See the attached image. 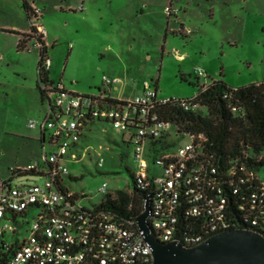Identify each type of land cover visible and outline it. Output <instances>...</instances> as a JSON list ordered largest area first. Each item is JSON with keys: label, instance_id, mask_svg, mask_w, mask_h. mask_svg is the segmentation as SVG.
<instances>
[{"label": "rangeland", "instance_id": "rangeland-1", "mask_svg": "<svg viewBox=\"0 0 264 264\" xmlns=\"http://www.w3.org/2000/svg\"><path fill=\"white\" fill-rule=\"evenodd\" d=\"M81 1L35 0L47 32L50 80L67 90L96 94L107 76L120 79L113 87L116 97L141 95L148 81L158 87L161 100L187 99L212 80L231 87L264 80V0H167L171 13L163 0H84L82 12L74 9ZM31 29L23 0H0L1 178L10 175L11 166L42 161L52 150L47 136L44 147L39 141V128H29V121H42L47 109L39 88L37 40L23 33ZM73 151L80 159L66 158V183L80 206L100 204L105 184L111 195L134 191V147L111 123L90 124ZM44 180L28 175L13 184ZM37 214L29 213L24 233Z\"/></svg>", "mask_w": 264, "mask_h": 264}, {"label": "built area", "instance_id": "built-area-1", "mask_svg": "<svg viewBox=\"0 0 264 264\" xmlns=\"http://www.w3.org/2000/svg\"><path fill=\"white\" fill-rule=\"evenodd\" d=\"M26 1L30 34L42 51L47 46V32L39 24L43 11L35 0ZM77 10H83V3ZM167 11L171 13L172 7ZM51 65L46 56L38 69L47 101L45 118L30 120L29 128H39L43 147L47 136L52 150L42 155V161L11 166L7 178L0 176V264H154L137 218L82 207L67 186L70 171L65 160L80 159L73 149L97 121L111 123L133 145L135 187L151 198L148 223L158 240L193 246L234 228L264 234V174L238 165L237 159L224 168L213 164L204 134L181 132L160 119L156 108L170 99H159L150 82L144 81L143 94L121 98L113 95L120 80L104 76L105 86L98 93L78 94L61 82L44 80ZM198 75L206 76L202 70ZM178 100L185 109L196 107L191 100ZM183 137L188 140L180 144ZM28 175L44 177V183L13 184ZM249 181L256 186L246 193L243 186ZM107 188L105 184L101 192L107 194ZM32 210L38 214L24 233Z\"/></svg>", "mask_w": 264, "mask_h": 264}, {"label": "trees", "instance_id": "trees-1", "mask_svg": "<svg viewBox=\"0 0 264 264\" xmlns=\"http://www.w3.org/2000/svg\"><path fill=\"white\" fill-rule=\"evenodd\" d=\"M23 2L30 18L29 5L26 0ZM24 44L23 37L19 46L23 47ZM46 56L47 47H44L40 51L39 67ZM43 78L49 80V72H45ZM187 100H191V105L196 107L185 109L180 100L170 98L168 102L159 104L156 112L161 120L169 122L181 132L204 134L207 139L205 146L213 164L224 168L229 161L237 159L238 165L245 164L249 170L263 174L264 80L241 87L228 86L223 80H212L207 86H200L197 95ZM255 186L254 181L247 182L243 186L244 192L249 193ZM144 194L135 187L134 179L132 193L119 191L116 195L106 194L94 208L112 210L119 218L136 219L144 211ZM231 201H234V197Z\"/></svg>", "mask_w": 264, "mask_h": 264}, {"label": "water", "instance_id": "water-1", "mask_svg": "<svg viewBox=\"0 0 264 264\" xmlns=\"http://www.w3.org/2000/svg\"><path fill=\"white\" fill-rule=\"evenodd\" d=\"M144 198V211L137 218V225L152 248L154 264H264V234L248 228L221 231L193 246L178 241L161 242L148 223L151 198Z\"/></svg>", "mask_w": 264, "mask_h": 264}, {"label": "crops", "instance_id": "crops-1", "mask_svg": "<svg viewBox=\"0 0 264 264\" xmlns=\"http://www.w3.org/2000/svg\"><path fill=\"white\" fill-rule=\"evenodd\" d=\"M81 3H83V10H77V7L76 8H74L75 10H77V11H84L85 10V5H84V0H82L81 1ZM137 4L138 5H143V4H146V2L144 1V2H141V1H139V2H137ZM162 4L164 5V10H166L167 8H168V6L166 5L167 4V0H163L162 1ZM171 7H172V5H170ZM170 15V14H169ZM30 32H31V30H23V33H25V34H28V35H30ZM32 35V34H31ZM31 39H35L34 38V36L32 35L31 36ZM46 44H47V42H46ZM51 68V67H50ZM50 71V70H49ZM49 80H50V77H49ZM120 80V79H119ZM51 81V80H50ZM54 82V81H53ZM157 84V83H156ZM157 90H158V87H155ZM74 92V91H73ZM42 94V93H41ZM121 98H125V97H121ZM43 102H44V99H43ZM41 134V133H40ZM40 142H42V144H43V141H42V136L40 135V140H39Z\"/></svg>", "mask_w": 264, "mask_h": 264}]
</instances>
